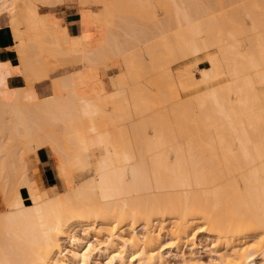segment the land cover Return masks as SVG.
<instances>
[{"label": "bare ground", "instance_id": "6f19581e", "mask_svg": "<svg viewBox=\"0 0 264 264\" xmlns=\"http://www.w3.org/2000/svg\"><path fill=\"white\" fill-rule=\"evenodd\" d=\"M65 1L0 0V264H164L201 233L205 264H264V0H77L95 38L39 11ZM44 147L60 194L34 178Z\"/></svg>", "mask_w": 264, "mask_h": 264}, {"label": "rangeland", "instance_id": "374dc122", "mask_svg": "<svg viewBox=\"0 0 264 264\" xmlns=\"http://www.w3.org/2000/svg\"><path fill=\"white\" fill-rule=\"evenodd\" d=\"M78 6H79V4H78L77 0H70L66 3H62V5L57 6V8L55 10H53L55 6L44 7V6L39 5V11L40 12H45L46 10L54 11V13L61 18L62 22H64L67 25V27L69 29V33L72 35H76V34L81 33V32H86L90 37L95 38V37L99 36L100 34H102L101 33L103 31L102 25H101V27L98 26V24L100 22L95 20V19H93L92 24L95 23L93 25V27L89 28V26L84 27L81 25L80 20H79L80 11H78V10H80V8H82V7H80V6L78 7ZM85 7H88V6H85ZM91 8L93 10L96 9L95 6H91ZM96 21H97V23H96ZM92 24L90 26H92ZM0 25L4 26V28L6 30V42H5L6 45L5 46H7V48H9L8 45L12 46L13 44H15V41L13 40L10 29L7 27V24L5 23L4 18L0 19ZM141 25H142V27L143 26L147 27L146 23L145 24L141 23ZM98 27H100V28H98ZM84 28H86V29L88 28V30H86ZM2 30H4V29L2 28ZM98 32H100V33H98ZM11 46L9 49V52H10L9 57L11 58V60L13 62H16L17 61V55L14 52V49L11 48ZM212 51H213V49L210 48L207 51L198 52V54L196 53V55L193 53V54H189L187 56H184L180 60L171 63V66H172L171 68L173 70H177V68H180L182 65L190 64L189 66L192 69L193 65H194V64L192 65V63L196 62V60H197V62L195 64L196 66L207 67L208 66L207 60H206V58H204V56L206 55V53L212 52ZM187 65L184 67H187ZM196 66L194 67L195 69L193 68L195 71L192 69V71L194 73L197 71ZM81 67H82V65L80 63H77L73 67L58 68L55 71L50 73V76H49L50 78H47L46 80H43L42 82L36 83L35 84V90L39 93V95L48 96L51 94L50 82H51L52 78L59 80V77H63V74L72 72V71H74V69L80 70ZM107 68H109V67H107ZM107 68L100 69V73H101L102 77L104 78L105 85L111 86V82L109 81L110 80L109 76H106L105 74H103L104 72L109 70ZM181 68H183V67H181ZM195 74L198 75V71ZM55 79H53V81H56ZM11 83H13V85H16V86L22 85L21 80H15L14 78L11 80ZM212 84H215V82L214 83L211 82L208 84H201L195 90L193 89V91L195 92V91L203 90ZM189 90L183 91L181 93L183 98L186 99L185 96L188 97L189 94L193 93V91L191 89H189ZM51 154L52 153L48 150V148L44 147L43 149H40L37 151L38 160H35L34 159L35 157L32 154H30L29 159L31 161V165L33 167L36 166L34 178L37 181L38 185L41 188L52 186L51 190L57 194L58 193L60 194V192L64 190V188H63L64 184L62 182V178L58 175V172L56 170V162L54 160L55 158H53V155H51ZM35 161H37V163ZM54 188H55V190H54ZM1 197H2V194H0V199H1L0 204H2V198ZM26 198L27 197L24 196L25 201L28 202V200ZM136 230L140 231V227H137ZM76 233L80 235L82 232L78 228L76 230ZM204 236L205 235L202 233L196 234L194 237V242H195L194 247L192 248L191 246H189V244L188 245L186 244L181 249V251L179 253H176L174 250H166V249L162 250V260H163L164 264H188L190 259L195 260V261H199V262H202L203 264H205L211 260H214L215 259V253L213 252V250L211 248V240H209V238L206 239ZM64 247H65V251H66V249L69 248L68 243H66V241H63V248ZM91 264H95V263L92 262ZM253 264H259V259H256V261Z\"/></svg>", "mask_w": 264, "mask_h": 264}, {"label": "crops", "instance_id": "0c3cea01", "mask_svg": "<svg viewBox=\"0 0 264 264\" xmlns=\"http://www.w3.org/2000/svg\"><path fill=\"white\" fill-rule=\"evenodd\" d=\"M67 1H70V0H66L63 3H66ZM59 5H62V4H59ZM59 5H57V6H59ZM57 6H55L53 10H55L57 8ZM2 28L4 30H2ZM5 42H6V30H5L4 26L0 25V59H11L9 57L10 52H9V50H7L8 48H7V46H5L6 45ZM10 46L11 45H8V47H10Z\"/></svg>", "mask_w": 264, "mask_h": 264}, {"label": "trees", "instance_id": "16d2710c", "mask_svg": "<svg viewBox=\"0 0 264 264\" xmlns=\"http://www.w3.org/2000/svg\"><path fill=\"white\" fill-rule=\"evenodd\" d=\"M50 11H52V10H50Z\"/></svg>", "mask_w": 264, "mask_h": 264}]
</instances>
